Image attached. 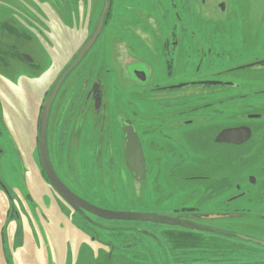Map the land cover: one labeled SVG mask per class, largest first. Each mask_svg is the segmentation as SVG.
<instances>
[{
	"label": "flooded vegetation",
	"instance_id": "obj_1",
	"mask_svg": "<svg viewBox=\"0 0 264 264\" xmlns=\"http://www.w3.org/2000/svg\"><path fill=\"white\" fill-rule=\"evenodd\" d=\"M146 1H149L151 7L146 12L143 11L145 7L142 6L141 0H138L141 7L137 5L136 0H53L52 2L45 0L40 2L42 4L47 2L52 7L51 14L53 16L55 14L65 27L76 29L81 33L86 32L84 45L95 33L104 15L101 32L95 43L68 77L82 66L89 53L100 45L99 41L102 38L106 40L105 34L111 30L115 36L116 46L124 44L133 59L130 67L127 66V70L131 69L128 70L130 80L144 87L143 93L146 97L149 96L151 101L154 99L157 102H165L160 103L161 107L156 110H151L154 116L150 119L151 123L142 131L138 121L139 106L135 105L134 101H130L127 110L129 115L120 119L119 125L124 137L125 166L127 149L124 126L130 122L142 146L145 159V181L154 182L155 185L152 188H156L157 192L162 189L167 200L175 198L179 192L186 194L189 190L193 199L200 195L213 196L212 200L209 199V202H205L202 207L178 201L173 204V207L178 209L167 217L239 234L230 229L216 228L214 223L219 222L218 220L228 221L236 214L246 216L250 214L247 210H234L233 201L247 197L249 191H244L247 183L256 185L257 180L264 179V11L260 4L256 5L259 1L263 4V0H218L212 6L217 15L225 18L231 13V8L235 7L237 17L242 19L236 20L233 25L226 26H221L213 18H207L208 22L204 20L205 16L200 12L206 9L208 0ZM27 3L28 0H0L1 18L7 17V24L13 29L17 26L20 28L17 19L32 17L25 8ZM13 8L19 12L17 13ZM154 9L157 13H153ZM151 10V21L146 19L143 24V15L145 13L149 15L148 12ZM155 13L156 17L152 21ZM86 19L91 20L88 22L92 23L90 28L85 26ZM170 19L173 22L169 25ZM245 19L250 20L247 22ZM116 46L114 44V47ZM115 50L118 51L117 47ZM17 52L23 61L29 63L26 60V56L29 57L26 53H21V50ZM104 61V59L99 60L98 65L103 64ZM4 63L5 61L0 58V65ZM179 68L183 70L178 71ZM177 71L180 72V82L167 84V81L175 78ZM186 75L195 76L188 78ZM99 80H84L78 98L71 95L65 102V107L59 108L60 110H57L56 103L64 83L55 96L47 123L48 154L54 170L49 148L50 125L54 124L58 130L68 131L74 120L76 125L82 124L83 116L90 108L94 120L93 127L99 128L98 144L104 138L106 130H112L111 126L106 124L105 114L102 115V111L108 105L104 101V85ZM57 81L51 85L41 101L36 135L39 166L55 193L57 192L43 170L39 134L46 102ZM166 93L177 94L167 96L169 98L166 102L165 97H163L165 100L159 97L160 94ZM154 112L158 113L153 114ZM11 157L15 165L12 171L6 172L5 177L20 176V180L18 156L11 154ZM95 157L98 156L95 155ZM2 161L8 163L9 152L0 146L1 164ZM196 163L199 164L198 167ZM126 169L135 180L127 166ZM235 170H237L236 173ZM234 179L243 182L234 187L232 182ZM185 183L189 186H185ZM182 184L184 186H181ZM190 186H194L193 189H190ZM203 186L204 190L201 189ZM9 187L1 177L0 191L11 202V208L7 210L5 216L10 222H17L22 231V214L25 215L26 212L23 207L37 206L28 193L21 200L17 192L13 195V190L11 191ZM182 187L183 190H181ZM234 190L236 195H233ZM222 196H229L225 205ZM208 207H216L219 211L204 210ZM5 212L6 210H3L2 213ZM210 216L220 218L210 219ZM258 220L264 223V215H259ZM160 225H163L166 230L160 235L146 231L145 238L150 240L149 245L153 241L156 248L158 247L153 252L152 259L160 256L161 264H203L202 251L206 252L208 245L219 250L228 247L227 241L218 242L216 238H203L206 237L205 234L202 236L203 232H213ZM5 230L6 227L1 228L3 235ZM213 234L244 242L246 252H249L251 248L249 245H252V248L259 252L256 254L260 258L247 264H264V245L234 236ZM254 238L264 242L261 236ZM163 240H166V245L162 244ZM136 244L135 241L130 243V246L135 248ZM104 245L111 250L108 256V260H111L116 247L110 243ZM231 248L233 243L229 245V249ZM116 252L118 254L115 256H119L116 258V264H140L141 259L138 257L141 253L137 252V257L135 256L132 260L124 258L121 255L123 252L119 250ZM212 252L217 256L216 250ZM220 257L230 262L223 255Z\"/></svg>",
	"mask_w": 264,
	"mask_h": 264
},
{
	"label": "rangeland",
	"instance_id": "obj_2",
	"mask_svg": "<svg viewBox=\"0 0 264 264\" xmlns=\"http://www.w3.org/2000/svg\"><path fill=\"white\" fill-rule=\"evenodd\" d=\"M40 1L45 0H28L25 8L32 17L17 19L20 28L14 26L16 29H13L7 24V17L0 16V58L5 61L0 65V146L9 152L8 163L6 161L0 163V176L10 186L11 191L13 190V195L17 192L22 200L28 193L37 206L23 207L26 212L25 215L22 214L21 231L17 222H10L6 218L11 202L0 191V264H116V258L119 257L115 256L118 254L117 250L123 252L121 255L124 258L133 260L139 252L141 254L138 258L145 260L143 264H161L160 256L152 259L153 252L158 247L156 248L153 241L149 245L150 240L145 238V234L146 231H151L160 235L166 230L163 225L152 222L106 220L74 208L51 189L42 174L36 147L41 101L51 85L74 62V58L86 41L87 33L65 27L55 14L53 16L52 7L47 3L53 0H46L45 4ZM136 1L141 7L138 0ZM216 2L218 0H208L206 9L200 12L205 16L206 22H208L207 18H213L221 26H226L233 25L236 20H242L237 17L235 7L231 8V13L225 18L217 15L212 8ZM262 2L263 4L255 1L264 11V0ZM141 4L145 7H142L144 12L151 9L149 1L141 0ZM166 6L169 8L168 5ZM14 10L19 12L17 9ZM115 12H118L117 9ZM150 12L152 10L148 12L149 15L146 13L143 15V24L146 19L151 21ZM154 12L157 13V10L154 9ZM156 13L153 14L152 21ZM245 20L249 22L250 19ZM88 22L91 20L84 21L85 26L90 28L92 23ZM172 22L173 20L170 19L169 25ZM105 39L102 38L99 41L100 45L89 53L82 66L66 78L56 105L57 110H60L65 107V102L71 95L78 98L84 80L100 79L105 88L104 101L108 105L102 111V115L105 114L106 124L110 125L112 130H106L104 138L98 144L99 128L93 127L94 120L90 108L83 116L82 124L76 125L74 120L68 131L58 130L54 124L50 125L49 148L58 176L78 197L112 213L169 216L178 209L173 207L178 201L202 207L205 202H209V199L211 201L213 196L200 195L193 199L189 190L186 194L179 192L169 201L162 189L157 192L156 188H152L154 182L146 180L137 183L128 173L125 166L124 137L119 120L129 115V112L127 113L129 102L134 101L135 105L139 106L138 121L140 130L143 131L154 116L151 110H156L165 102H157L154 99L151 101L149 96L144 95V87L130 80L128 70L131 69L127 70V66L130 67L133 59L124 44L116 46L115 36L111 30L105 34ZM114 44L118 51L115 50ZM20 50L33 60L32 64L21 59L17 52ZM102 59L105 60L104 63L98 65L99 60ZM182 70L183 68H179L178 71ZM178 71L175 78L167 81V84L180 82ZM176 94H160L159 97H165L167 102L169 98L167 96ZM155 113L158 112L153 114ZM11 154L18 156L16 158L19 163L20 180V176H16L18 179L5 177L15 165ZM196 166L198 167L199 164L196 163ZM232 182L235 187L243 181L234 179ZM185 186L189 185L185 183ZM193 187L190 186V189ZM204 188L203 186L201 189ZM262 190H264V179L257 180L256 185L247 183L244 187V191H249L247 197L233 201V208L247 210L250 214L247 216L236 214L228 220L229 222L218 220L219 222L214 223L215 227L237 231L243 236L264 238V223L258 220L259 215H264ZM233 195H236L235 190ZM221 198L225 205L229 196ZM3 210L6 212L2 213ZM204 210L219 211L216 207H208ZM2 227H6L5 237L1 231ZM202 234V236L206 235L203 238H216L218 242L221 240L228 242V247L223 250L207 246L206 252L210 255L208 258H211L209 262L212 264H247L260 258L257 255L259 252L254 250L252 245H249L250 253L246 252L245 243L240 240L222 238L208 232ZM135 241L137 244L133 248L130 243ZM103 243H110L116 247L111 260H108L111 250ZM230 243H233L231 249H229ZM162 244L166 245V240H163ZM215 250L217 256L212 252ZM206 252L202 251V253ZM221 255L230 262L222 260Z\"/></svg>",
	"mask_w": 264,
	"mask_h": 264
},
{
	"label": "water",
	"instance_id": "obj_3",
	"mask_svg": "<svg viewBox=\"0 0 264 264\" xmlns=\"http://www.w3.org/2000/svg\"><path fill=\"white\" fill-rule=\"evenodd\" d=\"M104 15L97 27V30L92 35V37L87 41L84 47L79 52L77 58L74 62L64 71V73L58 79L56 85L54 86L51 94L48 97L46 102L42 119H41V126H40V134H39V143H40V154H41V161L43 165V170L47 179L49 180L50 184L54 188V190L59 194V196L67 202L69 205L73 206L74 208L82 209L91 213L95 216L106 220H116V221H140V222H152L158 224H166V225H174L180 226L184 228H191V229H198L201 231H209L220 235L225 236H234L239 239L250 241L253 243H260L264 245V242L257 240L252 237L243 236L235 233H229L213 228H207L200 225H196L189 221H181L179 219H174L167 216L157 215V214H146V215H138V214H123V213H112L102 209H99L88 202L84 201L76 194H74L67 186L60 180L57 176L52 163L49 158L48 154V147H47V123L50 114V109L52 103L54 101L55 96L57 95L60 87L64 83L65 79L68 75L79 65V63L83 60L86 54L89 52L93 44L95 43L97 37L99 36L103 24ZM27 62L31 63L32 60L26 56ZM184 86V85H181ZM124 135L126 141V149H127V159H126V166L134 176L135 180L138 183H142L145 181V159L142 150L141 143L139 141L138 135L133 127V125L128 122L127 126H124ZM210 219H219L220 217L217 216H210Z\"/></svg>",
	"mask_w": 264,
	"mask_h": 264
},
{
	"label": "trees",
	"instance_id": "obj_4",
	"mask_svg": "<svg viewBox=\"0 0 264 264\" xmlns=\"http://www.w3.org/2000/svg\"><path fill=\"white\" fill-rule=\"evenodd\" d=\"M204 254H207L208 256H210L207 252L204 253ZM204 254L202 255V260L201 261L203 262V264H207V263L209 264L210 263L209 261L211 260V258H208L206 255L204 256ZM128 262L132 263V261H128ZM139 262H140V264H143L145 262V260L141 259Z\"/></svg>",
	"mask_w": 264,
	"mask_h": 264
}]
</instances>
